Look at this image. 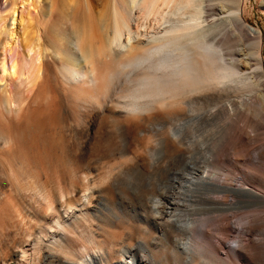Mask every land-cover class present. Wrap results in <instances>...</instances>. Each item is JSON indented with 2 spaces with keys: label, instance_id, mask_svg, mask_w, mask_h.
Masks as SVG:
<instances>
[{
  "label": "bare ground",
  "instance_id": "6f19581e",
  "mask_svg": "<svg viewBox=\"0 0 264 264\" xmlns=\"http://www.w3.org/2000/svg\"><path fill=\"white\" fill-rule=\"evenodd\" d=\"M20 1L4 0V11L0 10V48H3L0 50V76H6L13 84L15 83L14 89L6 87L0 89V109L10 117L19 114L36 95H41L45 89H49L53 97L48 106L44 105L46 108L35 110L27 120H21L18 123H14L11 119L7 120L5 131L0 133V138L3 136L0 141L2 149L57 148L60 143L58 134L60 126L63 125V114L68 117L72 115L76 121L78 118L85 119L79 115L80 107L81 110L88 111L84 113L85 117H89L88 120L98 123L99 131L102 128L101 125L107 123L106 119L115 115L120 117L126 114V122L139 124L149 122L152 117L151 113L144 115L143 112L154 111L163 106L171 107L172 112L181 106L185 108L191 96L209 86L223 84L231 86L233 83L235 86L240 85L242 92H248L245 94L246 102L250 105H259L258 111L264 110V37L259 27L256 28L248 22L250 0H111L109 12L100 22L98 29L87 24L70 28V38L64 47L50 40L49 49L52 54H45V59L37 67H30L28 70L20 56L16 58L11 55V49L17 46L18 28L22 22L21 12L18 11ZM49 2L46 10L47 17L50 16L56 4L55 0ZM98 32L101 39L99 37V40L94 41ZM37 35L39 34L35 35V39L42 37V30L40 35ZM226 49L229 50L227 51L229 58L226 56ZM50 60L61 65L58 67V72L53 73L52 76H49L47 72ZM30 61L32 66L33 58ZM45 77L49 84L44 87ZM112 89V100L109 101L107 97ZM64 99L68 102V107L58 113V102ZM93 109L103 110L101 113H92ZM103 121L105 123H102ZM168 131H170L167 133L169 137L176 141L177 131L173 129L171 131V127ZM102 132L98 133L105 136ZM74 133L76 135L79 132ZM78 135H76L77 138ZM83 135L85 133L79 136ZM107 138L103 139V145L110 144L111 138ZM205 152L204 154H208ZM193 157L189 158L192 160ZM219 157H216L217 160ZM69 159L71 163L67 192L60 188L51 193L43 188L34 190L43 196L46 204L45 212L53 204L69 200L75 195L74 202L78 201L80 209L72 211L73 218L82 217L80 221H85L87 218L90 219L92 211L97 210L95 222L91 219V227L88 230L80 232L71 230L73 236L80 239L84 249L83 259L78 257L73 242L66 241L64 236L57 232L55 240L61 242L56 243L50 240L43 244V248L38 249L44 259L42 264H163L160 262L163 260L158 257L157 250L164 242L169 245V251L166 250L167 252L165 251L166 253L162 256L178 259L175 264H192L195 261V251L201 254L203 245L209 246V251L214 253H218L217 247L221 245L225 248L223 258L229 259V264H264V229L252 237L250 228H245L242 222L240 224L244 227L237 226L235 236L232 237L235 246H225L226 235H229L227 219L222 218L221 211H218L221 219L215 218L217 220L215 228L218 232L216 234L221 237L218 238L216 245V242L206 241V229L202 228L204 226L206 228V225L201 226L202 224H197L198 221L195 222V218L190 217L195 210V206L193 207L195 202L202 203L210 198L211 193L216 192H220L219 195L221 192H230L235 202L241 205L242 203L247 204L246 206L264 205V190L253 185L258 181L255 174L240 176L239 182L232 183L228 172L210 171V168L213 169L212 163L210 168L205 165V168L196 167L197 157L193 161L188 159L189 162H185V169L182 171L179 169L182 167V158L181 166L178 168V171L181 170L179 171L181 180L174 183L175 190L169 193L167 188L172 187L173 183H164L158 187L154 184L158 194L145 198L143 208L137 211V218L143 226H138L136 233L132 228L125 230L122 228L124 231L119 233L120 230L118 232L112 230L114 224L108 219L116 218L117 213L108 206L110 203L105 204L103 196L104 192L112 188V179L103 178L101 173L94 174L89 162L76 154ZM200 159L198 158L199 161ZM156 161L158 163V160ZM169 175L171 177L170 173ZM158 180L161 182L160 178ZM150 181L149 183L152 184L153 181ZM224 197L228 196L224 195ZM4 199L8 201L5 206L9 204L7 210L10 213L7 214H10L11 220L7 215L6 217L11 222L9 221L8 225L14 230L22 228L23 224L28 226L26 235L24 233L14 246L13 256L0 263L15 264L14 261L18 260V257H26V245L29 240L40 238L37 235L40 232L31 225V219L25 222L27 216H24L23 209H26L28 204L25 199L21 196L0 197V200L5 202ZM71 207L68 206V208ZM245 207V213H242L243 209L241 210L242 216L248 214L246 212L249 209ZM225 209H227L226 205ZM104 210L105 216L101 218L100 215ZM230 211L227 213L223 211L224 215L227 214L228 217V212L231 214ZM214 212L212 214L215 217ZM249 216L248 214V217L244 218L248 219L251 217ZM211 217L208 219L209 222H212ZM244 218V221L247 220ZM249 220L246 221L247 225ZM196 241L199 242L197 247Z\"/></svg>",
  "mask_w": 264,
  "mask_h": 264
},
{
  "label": "rangeland",
  "instance_id": "374dc122",
  "mask_svg": "<svg viewBox=\"0 0 264 264\" xmlns=\"http://www.w3.org/2000/svg\"><path fill=\"white\" fill-rule=\"evenodd\" d=\"M49 1L50 0H21L18 5V11L21 12L20 15L22 17V22L18 28L19 38L17 46L11 49V55L16 58L20 56L27 70L30 67H37V65L45 59V54H52L49 49L50 40H53L54 44L59 43L63 48L70 38L72 28L80 26L81 24H87L93 25L98 29L100 22L105 16H107L111 5V0H68L69 2H67V0H55L56 4L53 7L50 16L47 17L46 10L48 8V3H50ZM250 1V10L247 15L248 22L256 28L259 27L262 30L264 37V0ZM3 4L4 0H0L1 12L4 11ZM40 30H42V37L35 39L36 34L40 35ZM98 34L99 32L94 38V41L99 40V37L101 39V35ZM2 49L3 48H0V50ZM227 51L229 50H225L226 56H228ZM31 58H33L32 66L30 61ZM227 58H229V56ZM60 66L61 65L50 60L47 70L49 76L58 72V67ZM46 78L47 77H45L43 81L44 87L49 84ZM14 84L6 78V76H0V89H2V87L14 89ZM231 86H226V84L221 86H209L205 90L191 96L188 104L185 105V108L184 106H181V108L176 109L174 112H172V108L169 106H163L154 111L143 112L144 115L152 114L150 121L147 123L132 124L126 122V114H123V116L120 117L119 115H115L114 117L107 118L108 120L106 119L108 124L104 122L105 120L102 122L105 123L101 125L104 132H102V128L98 131V123L88 120L89 117L84 116V113L88 111L81 110L82 108L80 107L79 110L77 109L79 115L85 118L80 119L82 122L79 118L77 119V122L72 115L70 116L71 118L65 114L62 116L63 118L61 117L63 125L60 126L58 134L60 143L55 149H2L1 143L0 197L21 196L25 199L28 202L26 209H23L24 216H27L25 222L31 219V225L35 226L36 231L40 232V234H37L40 238H37L36 240L31 239L26 245V257H18V260H15L14 263L42 264L44 259H42V255L39 254L38 249L40 247L43 248V244L48 243L50 240L56 243L61 242L60 240H55L57 232L62 234L66 241L73 242V247L75 248L76 253L78 252V257L83 259L82 253H84V249L81 246L80 239L74 237L71 230L80 232L85 231V229H90V223H92L91 219L95 222L97 210L90 213V219H86L88 222L86 220L80 221L82 217L74 219L72 211L80 209L78 201L74 202L76 197L74 195L71 196L69 200H62L61 202L53 204L49 207L47 212H45V200L43 196H40L36 193V190H34L37 188H43L51 193L60 188L64 192H67L69 165L71 163L69 157L75 154L89 162L90 167L93 168L92 172L94 174L101 173L103 178L107 179L109 177L112 179V188L109 191L104 192L103 196L105 198V204L108 205L110 203L108 206L117 213L116 218L112 220L110 218L108 219L114 224V229L112 230L117 232L120 230L119 233L126 228H132V230L135 229L133 231L136 233L138 226H143L137 218V211H140L143 208V200L145 198H151V196L154 197L158 194L157 188H155L156 186H161L164 183L176 184L177 181L181 180V172L179 171L185 169V162L196 160V157L197 160L196 162L194 161L196 163H194L195 166L197 165L196 167L210 168V164L212 163L211 165L214 167L211 166L213 169L210 168L209 170H214L218 173L221 171L228 172L233 181L232 183L239 182L240 176L255 174L258 181L253 183V185L256 188L264 190V110L261 109V111H258L259 105H250L246 102L245 94L248 92H242L240 88L242 86H235V83ZM112 91L113 89L109 92V97H111H107L109 101L112 98ZM51 97L53 96H51L50 90L45 89L42 91L41 95H36V97L30 101L29 105L19 114H14L10 117L0 109V133L5 131L8 119H11L14 123H18L21 120H27L35 110L46 108L45 106H48L47 104L50 102ZM229 99L231 101H229ZM57 106L58 113H60L68 107V102L65 99L60 100ZM95 110L96 109H93L92 113H101L103 109ZM76 122L79 123V125H76ZM170 127L171 131L172 129L173 131H177L176 135H178V138L176 141L172 140L169 137V134H167L170 133V131H168L170 130ZM77 131L79 133H77ZM81 131L83 132L81 133ZM100 131L104 133L105 136H101L99 134ZM74 132L80 136L83 133H85V135L82 137L78 135L77 138V134L75 135ZM2 137L3 136H1L0 141H2ZM106 137L111 138L108 146L107 144L103 145V139ZM80 142L81 144H79ZM95 144L97 145V148ZM146 149L150 151H147ZM200 149H206V152L210 149L209 151L211 154L209 152L208 154H204L205 151ZM157 151H162L163 153L158 154ZM196 154L198 155L196 156ZM216 154L217 156H215ZM218 156L220 157L217 160L216 157ZM189 157H193L192 160ZM160 158L162 159L159 160ZM182 158V167L179 168L181 166ZM198 158H201L200 161H202L203 164ZM156 160H158V163ZM204 160H206L205 163ZM207 160L213 161L209 162ZM168 164H171L169 165L170 167ZM178 168L181 170L178 171ZM174 169H177V172H175ZM163 170L167 171H164L163 173ZM169 173L171 174V177ZM149 177H151V179ZM158 178L161 179V182ZM164 179L167 180L162 182ZM148 180H151L150 182L153 181L152 184L149 183ZM154 184H156L155 187L153 186ZM175 184L172 186L174 188L167 187L169 193H172L175 190ZM149 186L150 188L146 189ZM143 191L144 193H142ZM128 192H130V194ZM119 193H122L121 196ZM169 193L166 194L170 196ZM218 193L220 194V192L211 193L208 200L202 201V203L200 201L198 202L201 204L195 202L193 205V207L195 206V210L192 212L193 215H190L192 219L195 218V222H199H197V224H202L201 226L206 225V228L205 226L202 227L204 230L206 229V241L216 242V245L218 244V238L221 236L216 234L218 232L215 227L217 223L216 219L217 217L218 219H221L219 218L220 216L227 219L226 222L229 230L227 234L230 235H228L229 237L226 235L224 241L225 246H235L234 242H232V237L235 236V230L238 229V227L241 228L243 226V224H240L242 222H244L245 228H250L252 237L255 233L264 229L263 204L260 206L252 204H250V206L248 204L249 207L246 206L247 204L245 205L242 203L241 205V203L235 202V198H232V194H229L230 192H221V195L224 194L226 197L228 196L227 198ZM226 193H228L230 197ZM219 196L221 198H216ZM223 197L225 199H223ZM4 200L5 202L0 200V263L13 256L12 250L14 249L15 244L19 239L26 235V230L28 229L26 224L21 225L22 228L20 227L21 229H16L17 231L8 225L11 222V218L9 217L10 214H7L10 213V211L7 210L9 204L8 206H5L8 201L6 199ZM203 202H207L208 204L206 203V205ZM68 203L71 204L67 205ZM225 205L228 210L225 209ZM231 205L233 208L235 206V209H233ZM68 206L72 207L68 208ZM255 206L257 208H255ZM244 207L247 208V210L249 209L246 213L252 217L249 216L251 220H249L250 218L247 219L248 214L245 215L247 216L246 218H244L245 216H242V213H245L246 211ZM229 209H233V212ZM241 210L243 211L242 213ZM218 211H221L220 216ZM223 211L225 213L230 211L231 214L228 212L230 218L229 216H226L227 214L224 215ZM212 212L215 213V217ZM238 212L241 215H239ZM235 214L236 216H234ZM100 216L101 218L105 216V210ZM208 216H212L210 221L212 220L215 225H213L212 222H209L208 219L210 217ZM241 217L249 220L248 224L250 226L246 224L247 220L244 221L242 218L241 221ZM32 220H34V222ZM255 220L257 222H255ZM7 221L10 222L8 223ZM236 222L238 223L235 224ZM258 222L261 224H258ZM76 225H78L79 228L82 227V225L84 226L80 228V230ZM253 225H257L255 226L256 228ZM68 228H70V230ZM122 228L124 230H122ZM207 229L209 231H207ZM67 230H69L70 233ZM210 230L215 231L211 232ZM73 239H75L76 242L73 241ZM164 243L157 250V252L159 251L157 253L158 257H161L160 259L163 260L160 262L163 264H165V262L166 264H175L178 259L174 260L173 258L162 256V254L169 251V245ZM196 245H199L198 241L195 242V246ZM88 247L91 248L92 246L88 245ZM202 247L201 254L199 251H195V261L192 264H229L230 260L223 258L225 248L221 245H218L217 247L218 253L209 251V246L207 247L203 245Z\"/></svg>",
  "mask_w": 264,
  "mask_h": 264
}]
</instances>
